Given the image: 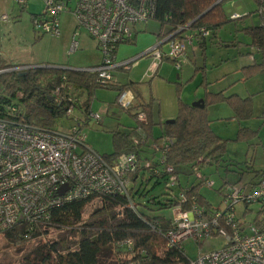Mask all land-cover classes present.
I'll use <instances>...</instances> for the list:
<instances>
[{"label": "built area", "instance_id": "obj_1", "mask_svg": "<svg viewBox=\"0 0 264 264\" xmlns=\"http://www.w3.org/2000/svg\"><path fill=\"white\" fill-rule=\"evenodd\" d=\"M14 2L23 6L28 0ZM42 2L43 12L32 18L36 30L59 37L61 34L59 16L63 12H69L76 22L69 52L78 48L76 39L79 29H84L96 42V47L102 51L101 62L72 70L94 75L99 84L120 86L113 76V71L128 69L147 54H150L152 59L149 66L152 71L165 58L178 61L175 66L179 68V63L185 56L187 39L182 37H185L183 32L188 30L184 29L189 27V23L163 35L140 54L121 60L115 59L117 46L131 42L134 26L154 18L156 0H42ZM258 13H264V9L260 7ZM2 19L6 21L7 16H2ZM189 35L201 39L207 36L208 32L200 28ZM163 44H167V51L161 50ZM30 68L42 67L15 65L1 69L0 73L10 71L23 73ZM61 87L62 84L51 88L47 95L55 101L64 102L66 106L64 115L74 122L66 132L57 128V125L45 127L25 121L16 115L15 105L6 106L7 115H0V234L19 223L26 224L28 229H32L37 224L50 220L56 207L94 194L121 195L133 206L130 192L135 190L136 180H130L128 175L137 169V154L130 152L106 160L92 149L85 142L84 134L81 132L85 117L83 119L75 117L74 112L77 109L75 97H64L61 94ZM133 101L134 96L129 91L123 90L117 96V104L121 108H129ZM86 118L93 120L95 124L101 121L99 114L92 110ZM136 120L145 123L147 121L145 112L137 111ZM159 126L163 128L161 124ZM142 133L140 139H134L138 146L145 139ZM165 140L167 139L159 138L158 142L163 143ZM165 147L160 151L161 158L165 154ZM153 148L158 150L156 144ZM144 161V167L151 166L149 160ZM165 170L170 173L169 184L174 186L173 216L167 219L166 229L159 223H150L151 229L164 238L165 246L183 250L182 243L189 238L197 244L212 236L224 240L221 248L198 253L194 259L186 258L177 264H264V231L255 226L253 220L247 218L241 221L235 212V206L239 203H259L261 208H264V167L259 170L254 181L226 183L222 191L223 207L217 209L206 208L194 201L193 197L189 207H184L187 202L185 194L187 189L178 184L171 166H166ZM196 176L201 178L199 173ZM203 183L209 187L213 186V182L208 178L204 179ZM61 189H64L62 194ZM117 244L124 248V253L128 257L123 264H142L146 259V251L136 248L132 239H125ZM131 256L133 259H129Z\"/></svg>", "mask_w": 264, "mask_h": 264}, {"label": "rangeland", "instance_id": "obj_2", "mask_svg": "<svg viewBox=\"0 0 264 264\" xmlns=\"http://www.w3.org/2000/svg\"><path fill=\"white\" fill-rule=\"evenodd\" d=\"M245 1L250 4L249 0ZM3 2V0H0V56L4 62L11 65H29L32 67L46 66L61 71H66L61 69L63 67L80 69L101 62L102 51L96 47V42L88 37L84 29L78 30L80 34L76 39L79 44L78 48L69 52L72 30L76 24L70 13L63 12L60 14L61 34L59 37H54L36 30L33 26L31 13L41 14L43 12L44 4L42 0H28L24 8L17 5L14 0H6L5 4ZM256 7L257 5L255 6L254 2L249 10L251 15L247 20V24L258 25L260 23L257 10L260 7L264 9V6ZM5 15L7 16L6 21L2 19V16L5 17ZM231 17L235 18V13ZM255 18H257L256 21ZM141 24L144 26H141ZM234 25L233 22L229 21L217 31L215 37L207 39L204 54H201L200 51H193L194 48L198 49L197 43L193 40L192 44L196 47L193 50H188L185 57L187 64L180 65V68L182 66L181 69H176L175 62L166 59L161 62L162 64L155 74L147 73L152 60L150 54H148V56L140 57L128 69L113 71L115 80L121 85L136 82L134 89L140 95L139 100L149 102L154 99L152 112L157 132L159 131L157 122H161L162 125L166 120L173 119L176 115L177 85H180L179 97L186 104H192L202 99L205 89L213 93L224 90L226 95L237 94L241 97L251 95L252 117L244 122L233 117L232 109L225 102L214 101L207 105V117L210 120L211 129L219 137L226 140L224 160L220 163V166L215 168L214 165H206L200 169L213 182V186L209 187L202 182L196 188L197 193L204 198V201L212 209L223 207L221 202L223 184L239 179V182H242L249 177L246 171L243 172L242 178H239L238 173L239 166L245 164L244 157L247 148H249L248 159L253 156L256 166L264 162V125L259 126L264 121V72L244 78V70L241 68L254 61H260V56L257 54V49L247 46L248 38L243 33L238 32L240 26L238 25V30H236L237 28H234ZM137 29L139 30L135 35L136 38L131 43L136 42L137 46L140 45L139 52L145 51L146 48L155 44V34L157 35L159 32L163 34L167 30L165 27L160 29L159 22L156 19L139 23ZM186 29L188 27L184 30ZM186 32L189 34L187 30L183 34ZM131 43L119 44L116 50V60L130 58L136 52L139 53L132 50L134 44ZM161 50L167 51V44H163ZM252 58L255 59L253 62ZM194 68L197 69L196 72L193 71ZM146 73L147 76H145ZM125 91H129L134 96L133 90L126 89ZM118 94L119 91L112 89L111 86L108 88L97 87L91 98L90 108L99 114L101 121L99 124H95L93 120H88V124L81 128L85 142L101 154H108L112 150L111 131H127L129 127L135 125V119L132 117L131 111L136 113L137 109L130 107V113H127L125 109L117 104ZM74 115L80 119L84 118L78 109H75ZM73 124V120L62 117L59 119L57 128L66 132ZM240 127L259 128L258 134L249 141H235L233 139ZM151 149L156 150L152 146ZM155 152L156 160H158L160 153L158 150ZM243 161L244 163H242ZM241 169H246V166L244 165ZM177 170L183 171L180 167ZM186 170H188L186 171L188 173L189 169ZM183 177L185 176L181 174L182 185H184L182 180L185 181V179H182ZM138 179L142 183L143 190L147 189L145 192L147 196L158 195L164 200L165 196H162L161 193L166 190L167 182L164 183L160 180L158 184L152 187L155 180L149 177L147 172H145L143 179L140 177ZM138 179L136 180L135 189ZM189 180L196 183L193 174H190ZM221 186L222 190L219 191ZM133 202L136 203L140 211H144L150 216L166 219L173 216L172 207L161 208L158 204L151 203L149 209H145L137 203V199L134 198ZM260 207L259 203H239L235 206V212L241 221L247 218L253 220L258 216ZM122 219L121 209L117 207L109 209L99 199H93L84 207L83 223L81 224L86 227L106 226L120 223ZM78 239L79 236L76 232L69 228L50 229L47 234L30 240L23 245L10 244L5 240L3 234H0V264H32V262L47 264L41 261L40 247L42 244L47 250L50 249L49 252L53 248L57 252H63L65 247L73 249ZM223 245L224 240L215 236L205 239L201 244H197L191 238L182 243L183 251L188 259H194L198 253L217 250ZM51 253L55 252L52 250ZM106 255L108 256L106 257ZM106 255L100 257V260L98 259V264H117L121 258L120 255L118 257L114 252H108Z\"/></svg>", "mask_w": 264, "mask_h": 264}, {"label": "trees", "instance_id": "obj_3", "mask_svg": "<svg viewBox=\"0 0 264 264\" xmlns=\"http://www.w3.org/2000/svg\"><path fill=\"white\" fill-rule=\"evenodd\" d=\"M217 1L156 0L153 19L159 22L160 29L163 27L167 29L164 34L159 32L157 37L169 34L178 26H183L194 20L193 23L189 24L188 31L193 33V31L203 28L208 32V35L204 38H196V43L201 49V54H204L205 38L215 37L217 31L229 21L234 24L241 23L242 26L238 32L248 36L249 45L257 49L260 56V61H254L241 68L244 70L243 76L245 78L259 72H264V13L259 14L257 10L260 24H247V20L251 15L250 12L236 16L235 18H228L223 7L224 3L228 0H220L214 4ZM253 1L257 5V8L264 6V2L261 3L260 0ZM24 6H21V8H24ZM206 10L208 11L203 16L195 20ZM36 15L39 14L31 13V18ZM145 56H148V54ZM166 59L168 58L163 60ZM12 66L15 65L4 62L0 56V70ZM64 70L66 71L51 68H30L23 73L19 71L0 73V115H7L6 106L15 105L16 115L25 121L39 126H55L58 124L60 118L65 117L64 111L66 106L64 102L61 103L51 99L47 95V92L51 88L59 87L62 84L61 94L64 97L74 96L77 109L85 117L81 128L88 124L86 117L91 111V98L93 97L94 90L97 87L108 88L110 85L97 83L94 75L86 72L71 69ZM196 70L194 68L193 71L196 72ZM135 84L136 82H130L118 87L111 86V88L119 92L126 89L133 90L136 104L130 107L137 109V111H144L147 121L139 123L135 118L137 111L136 113H132L131 111V115L135 119V125L129 127L127 131H111L112 150L108 154H100L106 160H112L121 154L135 152L138 156V166L134 173L128 175L130 180L135 181L139 177L143 179L145 172H147V175L155 180L152 187L158 184L160 180L164 183L167 182L166 190L161 193L162 196H165L164 200H162L163 198L158 195L147 196L145 194L147 189L143 190L142 183L138 179L137 187L134 191L130 192V195L132 201L134 198L135 200L137 199V203L145 209H149V204L151 203L158 204L161 208H170L174 205L175 199L172 198L174 186L169 184L170 173L165 170V167L168 165L172 167V173L176 175L178 184L187 189L185 191L187 202L184 207H189V202L193 197L194 201L198 204L210 208L209 204L196 191L197 185L208 178L200 169L206 165H214L215 168L220 166V163L224 160L226 140L219 137L211 129L210 120L207 117V105L214 101L225 102L232 109L233 117L240 121H245L252 117L251 95L241 97L237 94L226 95L224 90L213 93L205 89L202 97L204 105L203 107H199L182 102L179 97L180 85H177V112L173 118L174 121L172 123L164 122L162 124L163 128L161 127L155 134L153 128L156 122L152 119L151 112L153 99L149 102L139 100L140 95L134 89ZM129 108L123 109L127 113H130ZM262 125H264V121L259 126L261 127ZM258 130L259 128L249 129L240 127L233 140L249 141L257 136ZM140 133L144 134L145 139L141 142V146H138L134 142V139H140ZM159 138H166L167 140L162 143L158 142ZM154 144L158 146L159 153L166 146L163 158H161L160 154V158L156 160L155 151L157 149H151V146L153 147ZM144 160H149L151 166L144 167ZM178 167L182 168L183 171L177 170ZM186 169H189L188 173H186L188 171ZM197 173H199L201 178L196 176ZM181 174L185 176L182 178L185 179V181L182 180L184 185L181 184ZM190 174L194 175L196 183L189 180ZM142 197L143 199H141ZM93 199H99L109 209L114 207L121 209L123 214L122 221L106 226H83L81 223H83L82 214L84 207ZM258 216L253 219V223L261 231H264V208L260 207ZM167 222L166 218L153 217L144 211H140L134 202L133 206H131L129 200L124 196L94 194L88 197L77 198L56 207L52 211L50 220L41 222L32 229H28L27 225L23 223L16 224L11 229L5 231L3 237L10 244L23 245L30 240L47 234L50 229L61 230L69 228L74 230L79 239L73 249L65 247L63 252H57L53 248L52 250L55 253H51L52 250L49 252V248L47 250L44 244L41 245V261L47 264H98V259L100 260V257L105 256L108 252H114L118 257L120 255L121 258L117 264H123L128 260V257L124 253V248L118 246L117 243L125 239H132L136 248H142L146 251V256L144 255L146 259L142 264H177L186 260L187 257L184 251L176 248H167L164 238L150 227V223H159L163 229H166ZM159 250L160 252H158ZM129 259H133V257L131 256ZM32 264H37V262H32Z\"/></svg>", "mask_w": 264, "mask_h": 264}, {"label": "crops", "instance_id": "obj_4", "mask_svg": "<svg viewBox=\"0 0 264 264\" xmlns=\"http://www.w3.org/2000/svg\"><path fill=\"white\" fill-rule=\"evenodd\" d=\"M4 2H3V4H5L6 3V0H3ZM250 1V4H247L246 3V1L245 0H243V2H242V0H228V1H226L225 3H224V5H223V7H224V11H225V14H226V16L228 17V18H230L231 17V15L232 14H234L235 13V17L236 16H239V15H242V14H245L244 13V11H246V13L247 12H249V10L252 8V6H253V4H254V2H253V0H249ZM229 2V3H228ZM255 6H256V4H255ZM257 8V7H256ZM69 13V12H68ZM71 14V13H70ZM60 17V16H59ZM232 18V17H231ZM259 18V17H258ZM255 21L257 20V18H255L254 19ZM75 21V20H74ZM7 23V22H6ZM260 24V23H259ZM76 25V24H75ZM137 25L138 24H136L135 26H134V29H133V37H132V40H131V42L136 38L135 37V35H136V33L138 32V30L139 29H137ZM238 25L241 27L242 26V24L240 23V24H235L234 25V28H237L236 30H238ZM244 25V24H243ZM257 25V24H256ZM59 26H60V30H61V23H60V18H59ZM141 26H144L143 24H141ZM75 27V26H74ZM143 28V27H142ZM240 29V28H239ZM142 30V29H141ZM74 31V28H73V30H72V32ZM188 31V30H187ZM189 32V34L190 33H192V32H190V31H188ZM187 33V32H186ZM183 34V36H185V37H187V38H185V37H182V38H184V39H187L186 41L188 42V44H187V42H186V53H188V50L189 49H191V50H193V48L194 47H196L195 45H193L192 44V42H193V40H195V42H196V39L194 38V37H192V36H190L188 33L187 34ZM80 35V34H79ZM88 35V34H87ZM187 35V36H186ZM216 35V34H215ZM88 37H90L89 35H88ZM247 38H248V36H246ZM71 38H72V35H71ZM210 37H208V38H205L204 40H205V43H206V40L207 39H209ZM159 39H161V37H157V35L155 34V41H158ZM189 39V40H188ZM210 39H212V38H210ZM190 41V42H189ZM130 42V43H131ZM128 43V42H127ZM131 44H134L133 45V48H132V50H135V52L136 51H138L139 52V49H140V45H136V42L134 43H131ZM190 45V46H189ZM67 46V45H66ZM79 46V45H78ZM119 46V45H118ZM118 46H117V48H118ZM198 46V45H197ZM247 46L248 47H251V45H249V38H248V41H247ZM151 47V46H150ZM149 47V48H150ZM254 48V47H253ZM146 49H148V48H146ZM205 49H206V45H205ZM117 50V49H116ZM194 52H197V51H200L201 52V49L198 47V49L197 48H194V50H193ZM142 52H144V51H142ZM142 52H139V53H135L133 56H135V55H137V54H140V53H142ZM249 54V53H248ZM257 54H258V52H257ZM258 56H259V54H258ZM131 57V56H130ZM151 57V56H150ZM185 57H186V54H185ZM185 57H184V59L183 60H181L180 61V63H179V68H177L176 66H175V68L176 69H181L182 68V66H181V68H180V65H185V64H187V60L185 59ZM115 59H117V57H116V51H115ZM169 60V59H168ZM255 59H253L252 60V62L254 61ZM171 61V60H170ZM162 63H160L159 65H157V67L152 71L151 69H150V67H148V70H147V73L148 72H151V74H155L156 73V70L159 68V66L161 65ZM150 65H151V62H150ZM149 65V66H150ZM153 72V73H152ZM147 73L145 74V76H147ZM153 101H154V99H153ZM155 102V101H154ZM154 102H153V104H152V110H153V105H154ZM134 104H136V102H135V99H134V102L132 103V105H134ZM156 105H158V104H156ZM152 110H151V112H152ZM152 119L154 120V117H153V112H152ZM244 122V121H243ZM159 123H161V122H158L157 124H159ZM155 127L156 126H154V128H153V132L156 134V130H155ZM161 127L159 126V129H160ZM154 135V134H153ZM156 142H157V140H156ZM256 144V143H255ZM249 148H247V151H246V154H245V166H246V169H241L244 165H240L239 167H240V170H238V173H239V178H242V175H243V172L244 171H246L248 174H249V177L247 178V179H245L244 181H254L256 178H257V176H258V172H259V170L262 168V167H264V162H262V163H259L258 164V166H256V164H255V158H253V156L252 157H250V159H248V157H249ZM242 163H244V161L242 162ZM240 171V172H239ZM240 180V179H239ZM239 180H235V181H232V182H236V181H239ZM227 183H230V181H228ZM135 184H136V181L134 182V186H135ZM225 184H223L222 186H224ZM222 186L219 188V191H221L222 190Z\"/></svg>", "mask_w": 264, "mask_h": 264}, {"label": "water", "instance_id": "obj_5", "mask_svg": "<svg viewBox=\"0 0 264 264\" xmlns=\"http://www.w3.org/2000/svg\"><path fill=\"white\" fill-rule=\"evenodd\" d=\"M219 1H220V0H218V1L215 2L214 4L218 3ZM211 7H213V6H211ZM211 7H210V8H211ZM210 8H209V9H210ZM209 9H208V10H209ZM208 10H206V11H204L202 14H200L197 18H195V20L198 19V18H200L201 16H203ZM193 21H194V20H193ZM193 21H191L190 23H193ZM190 23H189V24H190ZM38 67H42V68H43L44 66H38ZM63 69H65V68L63 67ZM66 69H71V68H66ZM72 69H73V68H72ZM72 69H71V70H72ZM80 95H81V94H80ZM191 105H193V106L203 107L204 104H203V100H202V99H199V100L193 102ZM173 121H174V119H168V120H166L165 122H166V123H172ZM63 191H64V189H61L60 193L62 194Z\"/></svg>", "mask_w": 264, "mask_h": 264}, {"label": "clouds", "instance_id": "obj_6", "mask_svg": "<svg viewBox=\"0 0 264 264\" xmlns=\"http://www.w3.org/2000/svg\"><path fill=\"white\" fill-rule=\"evenodd\" d=\"M134 102V101H133ZM132 106V105H131Z\"/></svg>", "mask_w": 264, "mask_h": 264}]
</instances>
